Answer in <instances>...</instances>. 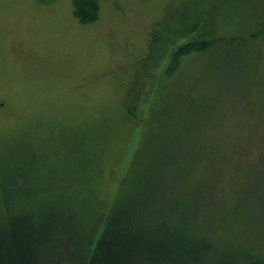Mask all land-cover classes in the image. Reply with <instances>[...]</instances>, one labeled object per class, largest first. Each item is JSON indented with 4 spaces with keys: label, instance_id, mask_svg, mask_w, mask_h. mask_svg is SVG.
Returning a JSON list of instances; mask_svg holds the SVG:
<instances>
[{
    "label": "trees",
    "instance_id": "trees-1",
    "mask_svg": "<svg viewBox=\"0 0 264 264\" xmlns=\"http://www.w3.org/2000/svg\"><path fill=\"white\" fill-rule=\"evenodd\" d=\"M253 1L263 6L230 21V0L186 1L155 29L148 59L170 43L169 77L220 47L258 64L264 0ZM73 2L82 24L98 20L99 0ZM165 87L146 118L127 112L142 131L118 183L93 154L69 151L61 168L32 149L0 158V264H264V165L254 199L216 201L219 185L230 195L235 184L205 180L208 149L219 140L203 127L202 99L168 106ZM214 202L223 208L211 210Z\"/></svg>",
    "mask_w": 264,
    "mask_h": 264
},
{
    "label": "rangeland",
    "instance_id": "rangeland-1",
    "mask_svg": "<svg viewBox=\"0 0 264 264\" xmlns=\"http://www.w3.org/2000/svg\"><path fill=\"white\" fill-rule=\"evenodd\" d=\"M73 1L0 0V158L32 149L61 168L69 151L93 154L118 183L142 131L127 112L146 118L165 85L168 106L202 99L195 106L203 127L219 140L208 149L205 180L235 184L230 195L219 185L216 201L254 199L264 165V53L255 64L220 47L169 77L170 43L148 59L152 35L188 0H99V18L88 25ZM253 5L263 3L230 0L225 21Z\"/></svg>",
    "mask_w": 264,
    "mask_h": 264
}]
</instances>
